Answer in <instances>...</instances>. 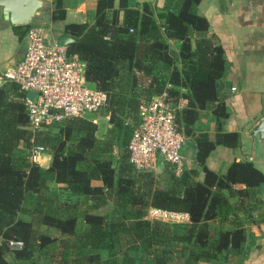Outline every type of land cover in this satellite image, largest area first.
Masks as SVG:
<instances>
[{"label": "trees", "instance_id": "obj_1", "mask_svg": "<svg viewBox=\"0 0 264 264\" xmlns=\"http://www.w3.org/2000/svg\"><path fill=\"white\" fill-rule=\"evenodd\" d=\"M197 1L163 0L157 21L143 3L123 7L116 19L115 9L105 13L109 0H98L91 23L62 25L61 34L73 38L67 53L84 62V79L106 92L100 114L110 125L101 135L97 121L83 115L31 130L17 83L0 82V264H197L242 252L246 232L237 212L257 208L264 170L248 158L232 160L222 174L205 164L216 144L234 148L240 139L234 130L212 138L195 131L201 110L209 107L216 123L228 114L218 88L222 47L206 34ZM63 16L56 0L51 18ZM171 39L180 40L177 51ZM162 91L173 105L181 94L187 100L174 106V122L193 137L197 162L178 175L166 162V182L158 181L157 165L135 168L127 150L140 105ZM32 144L49 154L47 165L29 159ZM151 206L186 212L188 220L147 218ZM209 220L217 222L213 232Z\"/></svg>", "mask_w": 264, "mask_h": 264}, {"label": "crops", "instance_id": "obj_2", "mask_svg": "<svg viewBox=\"0 0 264 264\" xmlns=\"http://www.w3.org/2000/svg\"><path fill=\"white\" fill-rule=\"evenodd\" d=\"M59 1L64 9L62 20L51 18V10L56 0H42V6L36 9L31 21L46 25L51 44L62 33V25L65 22L91 23L96 19L98 0ZM142 3L151 10L154 19L157 21L164 19L163 0H109V5H105L104 9L107 14L115 9V18L122 19L123 7H136L140 10ZM195 10L207 21L206 34L222 47L225 69L219 82L224 90L222 95L228 110L227 116L218 123L209 107L201 110V115L194 125L195 131H206L212 138L216 131L234 130L238 132L240 139L239 145L234 148L216 144L206 157V166L215 173L222 174L232 160L252 159V141L247 131L264 112V0H198ZM22 26L24 25H10L6 20L0 19V74L22 57L26 44ZM179 44L180 40H169V46L174 51L178 50ZM231 86L235 88L231 90ZM179 90L184 93L185 88L180 87ZM186 101L181 94L174 106L181 108L186 105ZM87 117L97 121L98 135L110 125L107 118L100 113ZM100 120L103 122L101 129ZM180 153L183 157V169L197 165L193 137L184 135ZM158 160L156 153L157 179L166 182L168 165L162 159L160 163ZM252 160L255 164L259 159L256 156ZM48 162L49 154L43 151L39 157V164L47 165ZM258 165L255 164L259 168ZM259 169L264 170V167ZM202 177L203 170L199 169L196 179L201 180ZM258 190L260 196L256 202L257 208L247 215L243 211L237 212L246 232L242 252L237 256L215 262L197 264H264V184ZM186 220L188 215L184 218V221ZM207 224L209 232H213L217 227L214 220H209ZM220 227H229V224L224 223Z\"/></svg>", "mask_w": 264, "mask_h": 264}, {"label": "built area", "instance_id": "obj_3", "mask_svg": "<svg viewBox=\"0 0 264 264\" xmlns=\"http://www.w3.org/2000/svg\"><path fill=\"white\" fill-rule=\"evenodd\" d=\"M131 30V28H130ZM26 44L19 61L6 68L0 79L17 83L23 93L27 126L39 129L67 116H81L100 109L106 92L90 85L83 77L84 62L67 53L64 45L44 42L43 26L30 23L25 30ZM235 87L231 86L233 90ZM33 91L30 96L27 93ZM184 135L174 122V105L165 91L152 95L138 109V121L127 141L128 160L135 168L155 169L156 153L172 166L174 174L183 169L180 148ZM42 145L32 144L28 157L39 163ZM147 218L184 221L186 212L149 207ZM20 245V241L10 240Z\"/></svg>", "mask_w": 264, "mask_h": 264}, {"label": "water", "instance_id": "obj_4", "mask_svg": "<svg viewBox=\"0 0 264 264\" xmlns=\"http://www.w3.org/2000/svg\"><path fill=\"white\" fill-rule=\"evenodd\" d=\"M42 3V0H0V19L6 20L10 25H27L31 23L36 9L41 7ZM72 40L71 36L61 34L56 37L55 42L65 46ZM220 87L221 82L218 83V88ZM27 94L32 96L33 91ZM247 133L252 141V159L257 156L264 165V112L250 125ZM157 156L160 163L159 152Z\"/></svg>", "mask_w": 264, "mask_h": 264}, {"label": "rangeland", "instance_id": "obj_5", "mask_svg": "<svg viewBox=\"0 0 264 264\" xmlns=\"http://www.w3.org/2000/svg\"><path fill=\"white\" fill-rule=\"evenodd\" d=\"M42 26H43V29H44V32H45V35H46V38H44V42L50 44V43H49V30L47 29L46 25H42ZM101 110H102V109H100V110H96V111H92V112H85V113L83 114V116L93 115V114H96V113H100ZM102 126H103V122L100 120V121H99V129H101ZM114 149H115V148H114ZM257 163L259 164V165H258L259 168L262 169L264 165L262 164V162H261L260 159L257 161ZM257 163H255V164H257ZM262 186H263V184H262ZM107 208H109V204H106L105 206H103V207L101 208V210L104 211V210L107 209ZM40 260H41V258H40Z\"/></svg>", "mask_w": 264, "mask_h": 264}, {"label": "flooded vegetation", "instance_id": "obj_6", "mask_svg": "<svg viewBox=\"0 0 264 264\" xmlns=\"http://www.w3.org/2000/svg\"><path fill=\"white\" fill-rule=\"evenodd\" d=\"M259 158V157H258Z\"/></svg>", "mask_w": 264, "mask_h": 264}]
</instances>
